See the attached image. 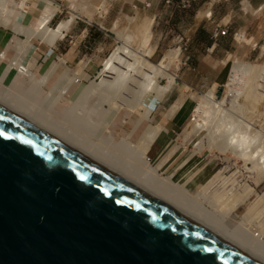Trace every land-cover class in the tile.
Here are the masks:
<instances>
[{"label": "bare ground", "instance_id": "bare-ground-1", "mask_svg": "<svg viewBox=\"0 0 264 264\" xmlns=\"http://www.w3.org/2000/svg\"><path fill=\"white\" fill-rule=\"evenodd\" d=\"M30 1L0 0V18L8 15L12 16L16 8H21L24 12L22 11L23 15L20 21H23L29 12L28 3ZM39 4L54 6L52 0H35V5ZM245 9L250 10V12L251 10L254 11L249 3ZM206 14L210 17L212 16L210 12H206ZM76 19L77 17L73 14L72 20L63 22L58 29H52L50 27L52 17L44 18L43 25L45 28H42L44 32L41 30L44 34H41V32L40 34L35 32V34H39L40 37L44 35L48 38L49 42L54 43V40L60 37L63 30L67 29ZM130 23L132 25L135 23L134 17L130 18ZM154 24L155 19L152 18L146 22L136 23V26H134L136 28H133L134 30L132 31L127 30L125 32L126 30H124L123 32L125 33L118 34L121 44L103 62V68L98 76L99 80H94L84 90L83 97L86 99L98 93H101L100 96L103 95L106 97L105 104L110 109L108 110L103 107L104 111L102 113L104 116L102 121L97 122L93 117L84 113L81 108L78 109L79 107L74 106L75 108L73 110L71 109L70 114H72L73 119L77 118V115L79 117L77 121L74 119L75 125L74 123L72 124L73 119L71 118V120L69 118L71 117L70 114L67 115L68 119L64 121V125L63 122L57 125L54 121L55 124L52 122L53 120L48 119L49 117L47 115V118L44 119L45 123L42 124L44 122L41 121L44 118L42 116L43 114H41L42 117L35 115L38 119L40 118L38 121L42 123L36 122L40 125H45L44 129L42 125L40 127L47 132L44 133L63 146L74 150L84 158L119 177L142 192L145 196L152 198L190 223L206 230L216 239L228 244L246 257L254 260L258 264H264V242L256 239L251 235V232H248L252 225L258 229L261 227L263 229H261V232H264V224L259 227L257 223H260V221L255 222V220L264 215V211L261 210L262 208L259 210L258 205L256 207L253 206L255 208L251 209V214L254 218L252 221L248 219L250 222L242 219V222L234 228H230L227 222L234 212L238 211L242 205H245L257 193V187H260L264 180V111L261 113L260 111H256L259 106L257 105L258 102L263 101L264 104V65L240 62L237 60L238 55H230L227 63L231 61L233 66L232 75L227 85H215L196 106L193 116L195 121L193 132L196 135L204 134L205 136L206 134L207 136L205 137H207L213 146L221 150L223 154L227 156L229 154L239 159V161L241 160L244 163L243 166L247 171L246 173L254 176L252 178L250 177L253 179L252 183L248 182L241 185L237 178L234 180L235 176L228 177L224 173L219 172L208 180V184L202 188L201 194L195 196L190 195L185 189L174 184L169 179L170 177L164 178L154 173L150 161L148 159L144 160L151 144L155 142V139L160 133L154 126L148 128L142 143L135 144L129 138H123L120 142H116L115 140L105 151L112 153L111 159L104 158L102 155L104 153L101 151L107 138H101L96 146L91 144L96 132L107 122L106 120L109 118L115 120L126 110L132 113V115H138L137 126L146 120L151 121L149 120V116L156 104L161 103L178 85L176 77L171 74L170 70L176 61L179 60V51L167 53L159 65H155L149 61V58L155 52V47L153 48L151 46L154 37ZM118 27L117 24L114 28L116 29ZM27 33L26 35H28ZM35 34H31V36H36ZM138 37L141 38L142 43L139 49H136L134 43ZM82 67L89 68V65ZM83 78L88 79L84 74L80 79ZM161 78L168 79L169 84L163 86L160 83ZM42 83L44 84V82ZM238 83H242L241 85L243 87H236V85H239ZM220 88L222 95H219ZM223 88H227L224 95ZM229 97L233 100L231 99L232 106L228 109L226 105ZM26 101L22 102L26 103ZM10 102L13 103L16 101L10 100ZM13 105L14 108H12L17 109V104L15 103ZM29 105L27 103L24 107ZM252 106L255 108L254 111L251 108ZM22 107L23 105H19V112ZM25 109L23 110L22 108L23 111H26ZM29 111L31 112V110ZM12 112L15 114L16 110ZM26 112L28 113V111ZM73 112L76 117H74ZM17 114L19 117V113ZM29 114L27 115L28 117H30ZM26 118L24 117V119ZM24 119L22 118V120ZM30 119L32 120V118ZM46 122L49 123L46 124ZM259 122H262L261 125ZM32 124L36 125L34 122ZM108 133H111L110 129ZM204 136L198 140L199 145L203 144ZM112 160L115 162L114 165H111L113 163ZM220 185L227 189V193H220V190H218V196L212 200L210 193ZM258 202L259 205L262 206V203L264 205V198L261 196ZM249 214L247 215L251 218Z\"/></svg>", "mask_w": 264, "mask_h": 264}, {"label": "water", "instance_id": "water-1", "mask_svg": "<svg viewBox=\"0 0 264 264\" xmlns=\"http://www.w3.org/2000/svg\"><path fill=\"white\" fill-rule=\"evenodd\" d=\"M0 132V264H258L1 107Z\"/></svg>", "mask_w": 264, "mask_h": 264}, {"label": "crops", "instance_id": "crops-1", "mask_svg": "<svg viewBox=\"0 0 264 264\" xmlns=\"http://www.w3.org/2000/svg\"><path fill=\"white\" fill-rule=\"evenodd\" d=\"M52 1L54 2V6H49L47 4L35 5V0H31L28 3L29 12L26 14L23 21H20L24 12L21 8H16L12 16L8 15L0 18V104H2L0 107L6 111L8 110L9 113L12 111L15 112L16 110V115L13 114V112L11 114L21 120L22 118L24 119V117H27L26 119L29 118L23 121H28L26 122L27 124L43 132H45L43 130L45 125L42 124L45 123V118L49 117L48 119L51 121L53 120L52 122L55 121L57 125L63 122L64 125V121L68 119L67 115L70 114L71 109L73 110L75 107H79L78 109L81 108L84 113L90 115L96 121H102L104 116L103 113L97 112L98 114L96 113L95 117L93 114V108L97 102V94L86 99L83 97V93L89 86L90 83H86L90 82V79L99 80L98 76L100 70L103 68V62L105 61L107 53L114 50L115 46L118 44L117 40L114 42L115 39L109 28L112 26L113 22L118 24L123 16L134 17L141 20L145 18L148 20L152 18L157 20L161 2V0ZM206 2L209 1L200 0L202 4H208ZM106 3H108V6L104 12L103 7ZM247 3L252 6L254 13H247L244 8ZM100 8L102 13H105L104 16H101L102 13L100 15L98 14ZM219 8H225L227 13L218 22L209 20L207 22L208 27L204 26L198 30L199 37L196 36V40L200 42L199 48L205 54L204 57L197 58V55L192 53H190V56H187L191 65L183 74L185 84L182 86L181 82H179L173 92L167 95L162 103L170 99L175 100L182 95L187 96V94H185L186 88L191 90V86L201 85L207 87L218 82L220 77L218 73L219 62H222V58L230 51L234 50L235 45H242L243 39L248 37L244 48L247 46H254L252 50H250L253 53L263 48L264 0H219L214 4L213 9L218 10ZM73 14L77 19L74 20L67 29L63 30L60 37L56 38V40H54L55 42L53 41L54 43L49 42L48 38L44 35L40 37V32L44 34L42 33L45 28L43 25L44 18L52 17L50 27L52 29H58L63 22L72 20ZM215 14L216 12L214 11L212 19L215 18ZM228 17H230V21L223 24ZM115 24L114 27L117 26V24L116 26ZM20 26H24L25 29ZM114 29L115 28H113V30ZM21 30H23L24 33L23 31L21 32ZM25 32H28V35H26ZM35 32L39 34L37 35ZM215 32L220 33V38H215ZM31 34H35L37 37L31 36ZM233 37H235L234 40H232ZM239 57L241 58V54L238 55V59H240ZM85 65H89V68L82 67ZM22 68H25L26 71ZM28 72L29 74L27 75ZM83 74L88 76L89 80L84 78L80 79ZM75 79H80V83H74ZM42 82H44V84ZM215 85L221 84L216 83ZM187 93H189V91ZM191 99L197 104L201 96L194 93L191 95ZM10 100L16 102L11 103ZM25 100L28 102L26 101V103H24ZM15 103L17 104V109L19 105H23V110L26 108L25 110L28 111V113L23 111L22 108H20V112L19 109H13L14 105L12 106V104ZM27 103L30 104L27 106L28 109L24 107ZM176 103L178 110L182 104L181 99ZM185 104L190 108V114L194 106L191 107L188 105V101L185 102ZM39 107L42 109H39ZM29 110H31V112ZM17 113H19V117ZM28 114L30 117L27 116ZM31 114H33V116H31ZM41 114H43L42 116L44 117L41 120L42 122L44 121L43 123L38 121L40 118L38 119V117L35 116L38 115L42 117ZM73 114L74 117H76L74 112ZM70 115L71 117L69 118L73 119L72 114ZM30 118H32V120ZM36 118L37 120H35ZM77 118L79 119L78 115ZM77 118L74 119L77 121ZM178 118L179 117H177V121ZM48 119L46 120L49 121ZM74 119L72 124L74 123L75 125ZM36 121L42 123L43 129L40 128L41 125ZM106 121L107 122L98 129L91 142L93 146H96L101 138L108 136L107 132L110 129V136L106 139L101 150L104 154L100 153L104 158H112V153L105 151L115 140L116 142H120L123 138H129L133 143L137 144L142 140L148 128L154 126L160 133L155 139V142L151 144L149 152L144 158V160L148 158L151 159L150 163L154 173L164 178L170 177L169 179L174 184L179 185L189 194L190 190L195 189V192L200 190V184H202L201 186H206L209 178L213 177V171L215 170L210 171L209 167L205 168L207 162L205 163L204 160H200L197 166H193L192 163H194L193 161L199 152H188L185 148V140L187 141L189 138L186 137V139L183 140L182 135L177 137V128L175 129L176 132L174 129L170 128L169 118L160 116L157 110L153 113L151 121L146 120L139 126H137L136 123L137 118L130 119L128 116H119L114 121L112 118H109ZM32 122L36 123L39 127L32 124ZM49 122H46V124ZM192 134H189V136ZM196 137L198 140V136ZM196 148H198V146H196ZM113 161L114 160H112V162ZM114 163L115 162L111 165H114ZM206 174L208 175L207 177ZM252 197L250 199H252ZM238 212L239 210L234 212L228 219L229 226L233 227L242 219ZM262 233L264 235L263 231Z\"/></svg>", "mask_w": 264, "mask_h": 264}, {"label": "rangeland", "instance_id": "rangeland-1", "mask_svg": "<svg viewBox=\"0 0 264 264\" xmlns=\"http://www.w3.org/2000/svg\"><path fill=\"white\" fill-rule=\"evenodd\" d=\"M19 1H21V0H19ZM184 1H190L191 4L188 5L187 7H185ZM204 1H209V2H206L208 4H202V3H200V0H161L159 17L157 20H155V24L153 27L154 37H153V41L151 43V46L153 48L155 47L154 48L155 52H154V55H152V57L149 58V61H151L155 65H159L167 53L179 51V56H178L179 60L176 61V63L171 67L170 72L172 75H174L176 77L178 83L181 82L182 86H183V84H185V82L183 80V74L191 65L189 60L187 59V56H190V53H192L194 55L196 54L197 58H202L205 55L201 51V49L199 48L200 42L196 40V36L199 37L198 30H200L204 26L208 27L207 22L209 20H214L217 22L220 21V19H222V17L227 13V10L225 8H222V9L219 8L218 10L213 9L214 4L219 0H204ZM104 5H106V6H104L105 8H103V10L105 12L106 7L108 6V3H106ZM246 5L244 6V8H246ZM220 7H221V5H220ZM214 11L216 12L214 19H212V16L210 17L206 14V12H210L213 15ZM246 11H247V13H254L252 10H251V12H250V10H246ZM104 12L102 13L101 16H104V14H105ZM130 18H132V17L128 18V17L123 16L122 19L118 23V26H119L118 28L113 30L114 24L116 22H113L112 26L109 28L113 38L115 39L114 42L116 40L118 41V44L115 46V48L121 44L120 43V37H119L120 33L121 34L125 33V32H127V30L132 31L136 28V27H134V26H136V23H141L143 21L145 22L146 20H148L146 18L144 20L135 18V23H133V25H132V23H130ZM228 21H230V17H228L223 22V24H226ZM126 28H128V29H126ZM130 28H131V30H129ZM115 30L116 31L118 30V31L116 32ZM124 30H126V31L123 32ZM214 34L215 35L218 34L217 37L215 36L216 39L220 38L219 32H215ZM139 38L140 37H138L137 41H135V43H134V46L136 49H139V47L142 43L141 38L140 39ZM234 39H235V37H233L232 40H234ZM243 40L244 41H243L242 45H238V44H237V46L235 45L234 50L230 51L228 54H226V56L224 58H222V62H219L218 73H219L220 77H219L218 82H216V83L221 84L220 86L227 85V83L230 80L231 75H232L231 72H232L233 64H231V61L229 63H227V59L230 57V55L241 54V58L243 60L241 58L237 59L240 62L246 61V63L264 65V46L262 49H258L257 52L253 53L250 50H252V48L254 46L253 47L247 46L246 48H244V45L246 44L248 37L246 39H243ZM113 51L114 50H112L110 53H107L106 58H108L112 54ZM88 80H89V77H88ZM94 80L95 79H90V82H87L86 84L90 83L89 84V86H90ZM160 83L163 86H166L169 84V81L166 78H161ZM215 84H212V85L207 86V87H203L201 85L191 86L190 87L191 90L186 88L185 94H187V96L182 95L180 97H177V99H175V100L170 99L164 103L161 102L162 104L157 103L156 106L154 107V110L150 113L149 120H151L153 113L157 110V112L160 116H163V117L165 116V117L169 118V122H170L169 127L170 128L174 129V131L177 128V130H176L177 131V137L179 135H182L183 140H185L186 137L189 138L187 141L185 140L186 150L188 152H190V151L191 152L192 151H198L199 152V154L196 156L195 160L193 161L194 163H192L193 166L194 165L197 166L199 164L198 162L200 160H204L205 163L207 162V165L205 168L209 167L210 171L215 170V171H213L214 172L213 176H215L219 172H222L225 174V176H228V177H231L232 175L235 176L234 180L237 178V180L240 181L241 185H244L248 182L252 183L253 179H251V178L254 176L253 175L251 176V174L249 175V173H246L247 171H246L245 167L243 166L244 163L241 160L239 161V159H236V157H232L229 154H228V156L223 154L221 150H218L217 147L213 146V144H211V142L207 139V137H205V136H207L206 134H205V136H204V134L196 135V136H198V140L200 139V137L204 136L202 145L198 144L197 137L195 136V134H192V133H195V132H193V130L195 128V125H194L195 121H194V117H193L194 116V109L200 103V101H202L205 98L204 96L211 89H213ZM238 84L240 86L236 85V87H239V88L241 86L243 87V85H241L242 83H238ZM226 89L227 88H225V89L223 88V95H224ZM220 90H221V88H220ZM188 91H189V93H187ZM194 93H197L201 96V99L198 101L197 104H195V102L191 99V95H193ZM219 93H220V91H219ZM100 95H101V93H98L96 95L97 102L93 108L94 117H95L97 112L102 113L104 111V108L108 109V110L110 109V107L107 104H105L106 97L103 95L102 96H100ZM179 99H181L182 104L180 106V109L177 110V103L176 102ZM228 99L229 100L227 101L226 107L229 109V108H231L230 106H232V100L233 99L231 97H229ZM187 101L189 103L188 105H190L191 107L194 106L193 110L190 112V114H189L190 108H188L187 105L185 104V102H187ZM242 101H244V100H242ZM257 105H259V106L257 107L258 110H256V111H260V113L262 111H264L263 110L264 109L263 101L258 102ZM251 108H253V111L255 110V108L253 106ZM174 112H176V113H174ZM120 116H124V117L128 116L130 119L139 118L138 115H136V114L132 115V113H130L127 110L124 111V113ZM177 117H179L178 121H177ZM180 118H182V119H180ZM113 121H114V119H113ZM261 123L259 122L260 125H261ZM189 134H192V135L189 136ZM109 136H110V134L108 133V137H105V138H109ZM143 138H142V140H143ZM142 140L139 143H142ZM196 146H198V148H196ZM210 175H211V173H210ZM207 176L208 175L206 174V177ZM201 185L202 184H200V187H201L200 190H198L196 192H195V189L190 190V194L193 196H195L197 194H201V192L203 190L202 188L205 187V186H201ZM220 189H222V190H220ZM228 189H229V187H228ZM218 190H220V193L221 192L227 193L226 192L227 189H225L224 187H222V185H220L219 187H216V189L210 193L212 200L218 196V192H217ZM261 196L264 198V180H263V183L261 184V186L257 188V193L255 194V196H253L252 199H250V201L247 202V204L243 205L239 209L238 213L242 219H246L248 222H250L249 221L250 219L252 221V219L254 217H252V214H251L252 210L251 209L255 208L257 205L259 207V210L262 208L261 210L264 211L263 203H262L263 207L258 204L259 203L258 201H259ZM201 203H203V202L201 201ZM253 206H255V207H253ZM248 207H251V208H248ZM247 211H249L248 213H250L249 216H251V218L248 217ZM245 213H246V216H245L246 218L244 217ZM263 216L260 217L259 219L255 220V222L260 221V223L256 222L259 227L264 224V217ZM242 219L239 220L237 222V224H235L233 227L229 226V224H228V226L230 228H234L236 225H238L242 222ZM261 229L262 228L260 227V230ZM260 230H258L255 226L252 225V226H250V229L248 232H251V235L254 237H255L256 233L261 235V236H264ZM253 233H254V235H253ZM262 242H264V241H262Z\"/></svg>", "mask_w": 264, "mask_h": 264}, {"label": "built area", "instance_id": "built-area-1", "mask_svg": "<svg viewBox=\"0 0 264 264\" xmlns=\"http://www.w3.org/2000/svg\"><path fill=\"white\" fill-rule=\"evenodd\" d=\"M184 3H185V7H187L188 5H190L191 4V2L190 1H184ZM102 13V10H101V8L98 10V14H101ZM216 37L218 36V34H216L215 35ZM24 71H26V69L25 68H22ZM75 82L78 84V83H80V79H77V80H75ZM148 161H151V159H149L148 158ZM257 237V238H256ZM255 238L256 239H260L261 241H264V236H261V235H259V234H255Z\"/></svg>", "mask_w": 264, "mask_h": 264}, {"label": "snow or ice", "instance_id": "snow-or-ice-1", "mask_svg": "<svg viewBox=\"0 0 264 264\" xmlns=\"http://www.w3.org/2000/svg\"><path fill=\"white\" fill-rule=\"evenodd\" d=\"M5 134L3 133V132H0V136H4ZM26 143H28L27 141H26ZM81 179H83V177H81ZM206 251H211V249H207Z\"/></svg>", "mask_w": 264, "mask_h": 264}]
</instances>
